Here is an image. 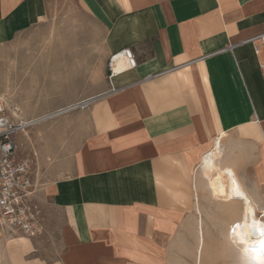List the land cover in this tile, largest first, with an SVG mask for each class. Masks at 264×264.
Segmentation results:
<instances>
[{"label":"crops","instance_id":"obj_1","mask_svg":"<svg viewBox=\"0 0 264 264\" xmlns=\"http://www.w3.org/2000/svg\"><path fill=\"white\" fill-rule=\"evenodd\" d=\"M66 17L68 33L42 42ZM263 33L264 0H0V98L39 120L22 133L31 202L61 215L91 264L184 259L194 208L236 207L210 197L198 170L216 149L227 191L240 185L262 212ZM125 50L135 67L109 84V59ZM206 232L214 252L222 237ZM12 234L0 228V240Z\"/></svg>","mask_w":264,"mask_h":264},{"label":"rangeland","instance_id":"obj_2","mask_svg":"<svg viewBox=\"0 0 264 264\" xmlns=\"http://www.w3.org/2000/svg\"><path fill=\"white\" fill-rule=\"evenodd\" d=\"M82 19L88 24V21L83 15ZM68 25L69 22L66 17L56 25L49 24V26L41 28L39 31L41 41L46 42L48 38H43L42 34L45 35L47 32L51 34V30L54 27H59L61 31L67 34L69 29ZM71 32L79 42L84 40L78 26L76 29H72ZM31 37L35 39V35H31ZM31 37H28V39H31ZM65 39H67V35ZM30 72L31 69H27L25 77L29 78L32 76ZM83 87L77 86V88ZM14 139L19 145L21 152L26 154L27 142L25 136L19 133ZM235 205V208H239L237 203ZM222 210L223 216L220 218V228H214L212 225L213 213L219 212L221 215ZM200 212L203 220V230H205L204 236H206L207 230L210 234H219V237H222L219 244L215 246L214 252L211 242L209 241L207 243L204 238L200 264H239L238 249L241 239V219L239 212L232 208H200ZM64 225L60 214L51 212L49 213V217H46L40 212V232L32 237V242L23 240L21 238L24 237L23 235L12 234L2 237L0 240V264H91L83 254L78 252L69 230ZM196 247L197 244L196 246L193 244L181 246L180 249L184 259H172L160 264H195Z\"/></svg>","mask_w":264,"mask_h":264},{"label":"built area","instance_id":"obj_3","mask_svg":"<svg viewBox=\"0 0 264 264\" xmlns=\"http://www.w3.org/2000/svg\"><path fill=\"white\" fill-rule=\"evenodd\" d=\"M253 40L264 42V33ZM252 40V41H253ZM233 46L228 49L232 50ZM122 56L125 59V68L120 72L112 69L113 59ZM135 67V60L131 52L122 51L110 57L108 63V80H110ZM178 68L166 70L157 74L160 76L172 72ZM264 70V65L262 66ZM110 92L114 89L110 86ZM83 108L85 104L73 106ZM68 109V110H69ZM39 120H21L11 111L6 102L0 98V228H7L10 232H17L26 237H34L40 232L39 220L40 212L31 202L35 185L33 181L34 161L30 157L24 156L19 145L15 142V136L24 133L34 126ZM35 154L32 153V157ZM259 218L264 220L263 212L259 213Z\"/></svg>","mask_w":264,"mask_h":264},{"label":"bare ground","instance_id":"obj_4","mask_svg":"<svg viewBox=\"0 0 264 264\" xmlns=\"http://www.w3.org/2000/svg\"><path fill=\"white\" fill-rule=\"evenodd\" d=\"M125 66V59L122 56L113 59L112 69L115 72L122 71ZM218 155V149L207 153L203 157L198 170L204 175L205 179H207L206 188L209 190L210 197L215 200L224 198L235 204L237 203L239 206V208H232L239 212L241 219V239L238 249L239 264H264V245L261 244V241H264V235L261 234V232L264 231V220L259 218V214H257L259 213L258 208L255 207L251 199L248 197L249 195L247 196L246 192L240 185H234V187L230 185L229 191H227V183L223 178V173L214 162ZM194 212L197 217L195 264H200L201 254L204 247L205 230H203V220L200 208H194ZM23 238L32 240L31 237L24 236Z\"/></svg>","mask_w":264,"mask_h":264},{"label":"snow or ice","instance_id":"obj_5","mask_svg":"<svg viewBox=\"0 0 264 264\" xmlns=\"http://www.w3.org/2000/svg\"><path fill=\"white\" fill-rule=\"evenodd\" d=\"M261 234L264 235V231H262ZM261 244L264 245V241H261Z\"/></svg>","mask_w":264,"mask_h":264}]
</instances>
